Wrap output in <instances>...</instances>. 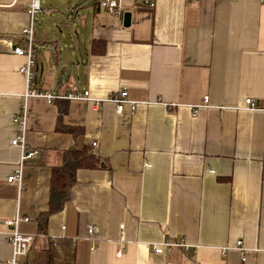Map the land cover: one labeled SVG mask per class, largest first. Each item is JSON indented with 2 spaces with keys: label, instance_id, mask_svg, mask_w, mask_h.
I'll return each mask as SVG.
<instances>
[{
  "label": "crops",
  "instance_id": "1",
  "mask_svg": "<svg viewBox=\"0 0 264 264\" xmlns=\"http://www.w3.org/2000/svg\"><path fill=\"white\" fill-rule=\"evenodd\" d=\"M30 1L0 0V264L18 215L34 237L21 264H264V0H124L119 16L102 0H41L35 88L63 98L53 103L26 98L25 58L13 54ZM121 91L134 114L96 104ZM248 99L259 109L244 110ZM61 106L82 134L58 130ZM21 135L40 155L9 183ZM86 146L106 168L79 169L40 231L54 168ZM163 241L188 248L156 255Z\"/></svg>",
  "mask_w": 264,
  "mask_h": 264
},
{
  "label": "built area",
  "instance_id": "2",
  "mask_svg": "<svg viewBox=\"0 0 264 264\" xmlns=\"http://www.w3.org/2000/svg\"><path fill=\"white\" fill-rule=\"evenodd\" d=\"M124 0H102L100 2L101 8L105 9L107 12L114 14V15H121L123 12L122 3ZM145 3L150 5L151 7L154 6V4L151 3L150 0H144ZM191 1H197V0H191ZM30 17H31V23L30 26L25 28L22 31V36L24 38V44L14 47L13 54L19 57L25 58V63L20 68V72L24 74L27 78L26 80V98H44L48 100L50 103H53L55 99H63L60 96L51 94V93H41L39 90L35 88V82H36V67H37V56H36V49L37 45L35 42V19L44 11L42 7L41 0H31L28 3V9H27ZM76 99H85L83 96H76ZM69 98H75V97H69ZM104 101L113 103L117 106V112L119 115L123 114V111L126 107V105H130L133 114L136 112L138 104L136 102L130 101L128 99V93L127 91H121L119 93H114L108 97L106 100H97L96 104H101ZM210 104V97L206 96L204 98V102L198 106L197 108L201 107H207ZM246 107L244 110L248 111H255L259 109L258 103L253 102L251 99L246 100ZM26 110V109H25ZM27 111L24 113L23 116L19 115L14 119L15 123L20 124L22 127L26 124V118H27ZM13 146L20 147L22 150V159L20 163L19 170L11 175L8 178L9 183H21L22 182V170L23 167L27 164L28 161L34 160L37 157H39V151L37 150H29L27 143H26V137L25 135H21L20 137H17L12 141ZM94 146H97L96 143L93 144ZM29 219L20 217L19 215L10 221H6L5 225L9 229V231L6 234V242L10 243L13 247V257L10 261V264H21L20 259L23 257H26L34 243V237L31 235H24L19 232V225L23 222H28ZM121 229H124V225L121 226ZM89 233L93 235L94 229L93 227L90 228ZM188 248L187 245L181 243V244H173L168 241H163L161 243L155 244L153 246V251L156 255H163L167 252H171L173 248ZM236 250L241 252L243 262H245V257L248 252V250L245 248L244 242L242 240L237 242V245L235 247ZM123 249L119 250L118 256H122Z\"/></svg>",
  "mask_w": 264,
  "mask_h": 264
},
{
  "label": "trees",
  "instance_id": "3",
  "mask_svg": "<svg viewBox=\"0 0 264 264\" xmlns=\"http://www.w3.org/2000/svg\"><path fill=\"white\" fill-rule=\"evenodd\" d=\"M67 113V106L60 107L59 128L61 132L69 134H82L83 129L68 127L62 124L63 116ZM106 168L104 161L97 157L91 147L86 146L82 150L76 148L64 154L63 163L54 168L51 181V208L40 218V231L46 226L49 217L60 211L63 204L70 199V193L77 183V171L79 169H102Z\"/></svg>",
  "mask_w": 264,
  "mask_h": 264
},
{
  "label": "water",
  "instance_id": "4",
  "mask_svg": "<svg viewBox=\"0 0 264 264\" xmlns=\"http://www.w3.org/2000/svg\"><path fill=\"white\" fill-rule=\"evenodd\" d=\"M59 31H60V32H63L61 28L59 29Z\"/></svg>",
  "mask_w": 264,
  "mask_h": 264
}]
</instances>
